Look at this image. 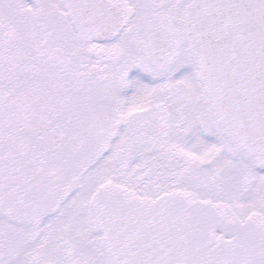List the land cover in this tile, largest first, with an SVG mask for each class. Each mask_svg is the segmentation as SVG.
<instances>
[{"label": "snow or ice", "instance_id": "6c2138e0", "mask_svg": "<svg viewBox=\"0 0 264 264\" xmlns=\"http://www.w3.org/2000/svg\"><path fill=\"white\" fill-rule=\"evenodd\" d=\"M0 264H264V0H0Z\"/></svg>", "mask_w": 264, "mask_h": 264}]
</instances>
